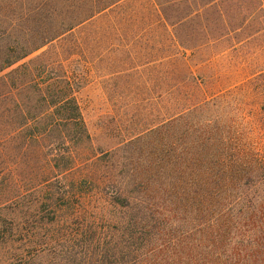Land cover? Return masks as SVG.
<instances>
[{
	"label": "rangeland",
	"instance_id": "1",
	"mask_svg": "<svg viewBox=\"0 0 264 264\" xmlns=\"http://www.w3.org/2000/svg\"><path fill=\"white\" fill-rule=\"evenodd\" d=\"M109 1L0 0L8 43L33 45L40 25L54 31L53 15L63 31L1 72L23 62L31 70L0 85V264H76L84 243L95 244L89 264H200L216 251L223 264L231 237L249 228L235 227L239 195L264 192V0H118L92 15ZM157 13L170 21L192 13L174 29L207 39L184 85L164 94L170 87L77 90L80 51L117 39L106 31L155 28ZM39 75L49 100L77 95L90 139L67 122L29 136L23 114L68 113L41 101L31 80ZM217 220L219 236H206Z\"/></svg>",
	"mask_w": 264,
	"mask_h": 264
},
{
	"label": "crops",
	"instance_id": "2",
	"mask_svg": "<svg viewBox=\"0 0 264 264\" xmlns=\"http://www.w3.org/2000/svg\"><path fill=\"white\" fill-rule=\"evenodd\" d=\"M205 1L204 6H209L223 0ZM158 4L156 2V6ZM192 13L177 21H170L162 13H157L155 28L151 29L106 31L108 38L117 39L110 41L108 46L93 49V55L87 48L76 57L78 64L85 65L80 75L82 80L75 83L77 90L85 86H111L119 95V88L125 86L170 87L161 93L164 94L175 86L184 85V78H190L192 69L199 62L195 56L202 48H207L206 37H191L189 32L174 29ZM74 55L72 52L71 59Z\"/></svg>",
	"mask_w": 264,
	"mask_h": 264
},
{
	"label": "trees",
	"instance_id": "3",
	"mask_svg": "<svg viewBox=\"0 0 264 264\" xmlns=\"http://www.w3.org/2000/svg\"><path fill=\"white\" fill-rule=\"evenodd\" d=\"M118 0H111L102 5H98L93 9L92 15L105 7H109ZM37 7V6H36ZM53 15V14H52ZM48 27H54V31L49 33V28H40L42 25H38L39 32L41 35L35 36V42L33 45H28L29 39L27 38H18L12 37V41L7 42L8 37H3L4 34H0V73L8 66L15 63L17 60L26 56L30 51L39 48L40 46L46 44L57 36L61 35L63 31L57 29L56 19L53 16L50 18ZM45 26V25H44ZM71 28V26L69 27ZM11 38V37H10ZM9 38V39H10ZM28 40V41H27ZM3 41V42H2ZM34 42V41H33ZM30 68L28 62H23L19 66L10 69L7 72L0 74V85L3 87H8L13 85L19 77V74L24 76L25 74H30ZM43 77L38 76V79H31L35 81V87L39 91V97L41 101L45 102L48 106L56 105L68 110V113L61 116L54 115H45L39 113L36 115H27L23 114L24 124L27 125L28 131L30 132L29 136L33 139H38L41 136L49 133L54 127H58L64 122L72 123L74 126L79 129L80 138L90 139L89 133L86 130L84 121L82 119L80 105L74 94L71 96L65 95L57 101L49 100L46 95L40 93L41 90V80ZM40 80V81H39ZM26 82V81H25ZM24 82V83H25ZM71 85V84H69ZM71 90L73 87L71 85ZM7 92L3 91L0 93V96H4ZM21 104V103H20ZM256 163V162H255ZM260 168V164H256ZM232 183L230 180H224L223 184L227 187L228 184ZM256 184V183H254ZM242 199L241 203V213H243L242 221H236L235 227L240 228L241 225H247L249 228H244L241 231L237 232L231 237L233 241V246L230 252H223V264H264V192L261 195L254 197H247V195H239ZM253 200H256L255 203ZM229 209V208H228ZM216 223V224H215ZM213 223L211 229L206 231V236L213 235L214 237L219 236V224L218 220ZM221 223V221H220ZM223 223L226 221L223 219ZM216 225V226H215ZM223 225V224H222ZM227 225H229L227 223ZM251 225V227H250ZM210 226V224H208ZM207 229V228H206ZM87 245H79V252L81 253L82 261L76 264H89L92 261H89V254L91 253V247L95 244L84 243ZM175 241H173L172 249L174 253H177L174 250ZM153 249V248H152ZM150 249V251L152 250ZM153 251V250H152ZM212 254L219 255V252H212L210 256L202 257L200 264H219L218 261H214ZM89 258V259H88ZM96 260V259H95ZM101 261V260H98ZM125 262V261H124ZM121 263L119 261H114L113 264H188L187 261L178 260H144L138 259L131 262ZM199 260H193L191 264H198ZM190 264V263H189Z\"/></svg>",
	"mask_w": 264,
	"mask_h": 264
}]
</instances>
